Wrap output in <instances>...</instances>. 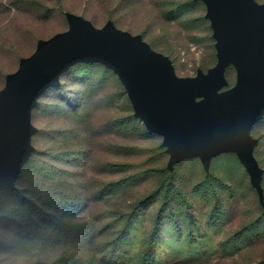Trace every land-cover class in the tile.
Here are the masks:
<instances>
[{
    "label": "rangeland",
    "instance_id": "obj_1",
    "mask_svg": "<svg viewBox=\"0 0 264 264\" xmlns=\"http://www.w3.org/2000/svg\"><path fill=\"white\" fill-rule=\"evenodd\" d=\"M66 12L141 35L179 77L217 62L201 1L0 0V90L38 40L68 29ZM32 123L35 151L15 190L0 192V264L264 260V210L237 156L213 158L208 176L199 159L169 172L162 138L134 118L111 70L73 66L43 93ZM251 133L264 170V118Z\"/></svg>",
    "mask_w": 264,
    "mask_h": 264
},
{
    "label": "water",
    "instance_id": "obj_2",
    "mask_svg": "<svg viewBox=\"0 0 264 264\" xmlns=\"http://www.w3.org/2000/svg\"><path fill=\"white\" fill-rule=\"evenodd\" d=\"M206 8L215 41L216 64L179 77L169 57L153 50L141 35L118 29L112 21L96 28L65 13L68 29L38 40L35 51L19 60L0 90V192L14 190L35 148L33 109L43 93L78 63H99L124 87L147 131L162 138L173 171L197 158L209 172L213 158L233 153L249 176L264 207L262 178L252 128L264 117V3L256 0H195ZM233 67L229 87L226 70Z\"/></svg>",
    "mask_w": 264,
    "mask_h": 264
},
{
    "label": "trees",
    "instance_id": "obj_3",
    "mask_svg": "<svg viewBox=\"0 0 264 264\" xmlns=\"http://www.w3.org/2000/svg\"><path fill=\"white\" fill-rule=\"evenodd\" d=\"M65 19H66V18H65ZM78 64H81L82 66L90 67V65H93V64H99V63H78ZM78 64H75V65H78ZM75 65H73V66H75ZM99 65H101V64H99ZM73 66H72V67H73ZM101 66H103V65H101ZM72 67H71V68H72ZM71 68H70V69H71ZM105 68H106V67H105ZM70 69H68L67 71H69ZM107 69H108V68H107ZM109 70H110V69H109ZM201 70H202V69H201ZM229 70H234V69H233V67H228V68H227V70H226V78H227V80H228V71H229ZM67 71H66V72H67ZM202 71H204V70H202ZM66 72H65V73H66ZM204 72H205V71H204ZM65 73H63V74H65ZM63 74H62V75H63ZM117 78H118V77H117ZM228 81H229V80H228ZM123 88H124V87H123ZM47 90H48V89H47ZM125 92H126V91H125ZM126 95H127V94H126ZM42 97H43V95L41 96V98H42ZM127 97H128V96H127ZM41 98L39 99V102H40ZM128 100H129V99H128ZM39 102H38V105L33 109V112L35 111L36 108L39 107ZM130 104H131V103H130ZM33 112H32V117H33ZM133 113H134V112H133ZM134 118H135V117H134ZM263 118H264V117H263ZM263 118H262V119H263ZM136 119H137V118H136ZM262 119H261V120H262ZM261 120H260V121H261ZM139 121H140V120H139ZM260 121H259V122H260ZM141 123H142V122H141ZM256 124H257V123H256ZM256 124H255V125H256ZM255 125H254V126H255ZM143 126H144V125H143ZM254 126H253V127H254ZM144 127H145V126H144ZM252 129H253V128H252ZM146 130H147V129H146ZM258 141H259V140H258ZM163 149H164V148H163ZM164 152H165V151H164ZM254 153H255V151H254ZM224 154H225V153H224ZM231 154H233V153H231ZM254 156H255V155H254ZM168 157H169V156H168ZM193 159H197V158H193ZM189 160H190V159H189ZM183 161H184V160H183ZM183 161H181V162H183ZM199 161H200V160H199ZM181 162H180V163H181ZM257 162H258V161H257ZM178 164H179V163H178ZM178 164H176V165H178ZM258 164H259V163H258ZM176 165H175V166H176ZM24 166H25V165H24ZM175 166H174V167H175ZM23 168H24V167H23ZM166 168H167V166H166ZM22 170H23V169H22ZM167 170H168V169H167ZM173 170H174V168H173ZM168 171H169V170H168ZM169 172H170V171H169ZM172 172H173V171H172ZM209 172H210V169H209ZM209 172H205V173H207V174H206L207 176H208V173H209ZM21 173H22V171H21ZM21 173H20V176H21ZM20 176H19V178H20ZM262 179H263V178H262ZM18 180H19V179H18ZM18 180H17V181H18ZM261 184H262V182H261ZM262 188H263V187H262ZM14 190H15V189H14ZM14 190H4V191H14ZM1 192H3V191H1ZM263 192H264V191H263ZM146 199H148V198H146ZM146 199H142V200H140V201H139V204L144 203V202L146 201ZM259 204H260V202H259ZM260 205H261V204H260ZM261 207H262V205H261ZM262 209L264 210V207H262ZM160 212H162V210H161ZM10 220H11V219H10ZM13 220H14V219H12L11 221H5V224H4V225L9 224L10 222H13ZM16 220H17V219H16ZM258 264H264V260L260 261Z\"/></svg>",
    "mask_w": 264,
    "mask_h": 264
}]
</instances>
